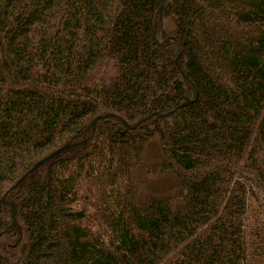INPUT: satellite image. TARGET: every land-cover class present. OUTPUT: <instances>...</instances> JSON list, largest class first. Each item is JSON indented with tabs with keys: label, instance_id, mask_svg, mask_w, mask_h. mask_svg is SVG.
Wrapping results in <instances>:
<instances>
[{
	"label": "trees",
	"instance_id": "1",
	"mask_svg": "<svg viewBox=\"0 0 264 264\" xmlns=\"http://www.w3.org/2000/svg\"><path fill=\"white\" fill-rule=\"evenodd\" d=\"M0 264H264V0H0Z\"/></svg>",
	"mask_w": 264,
	"mask_h": 264
},
{
	"label": "water",
	"instance_id": "2",
	"mask_svg": "<svg viewBox=\"0 0 264 264\" xmlns=\"http://www.w3.org/2000/svg\"><path fill=\"white\" fill-rule=\"evenodd\" d=\"M67 147L68 146H63V147L57 149L56 151H54L53 153H51L48 157H46L44 160L39 161L34 167L35 168L39 167L43 163V161L48 160L49 158L56 156L57 154H59L63 150H65Z\"/></svg>",
	"mask_w": 264,
	"mask_h": 264
}]
</instances>
